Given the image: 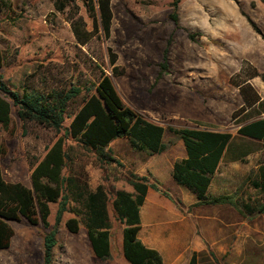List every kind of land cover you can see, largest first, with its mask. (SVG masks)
<instances>
[{
	"label": "rangeland",
	"instance_id": "obj_1",
	"mask_svg": "<svg viewBox=\"0 0 264 264\" xmlns=\"http://www.w3.org/2000/svg\"><path fill=\"white\" fill-rule=\"evenodd\" d=\"M84 1L76 0L87 29L92 30L93 21ZM173 1L111 0L110 37L106 39L99 32L86 45H81L73 33L68 10L56 11L51 0H0L1 5H8L0 13V48L4 56L0 76L10 91L23 93L33 87L68 89L95 84L100 70L113 74L108 55L111 47L117 54L121 71V75L112 79L124 103L166 129L167 149L161 154L134 150L126 138L112 142L108 152L117 156L122 166L117 163L102 166L93 151L71 139L65 141L71 172L92 189L104 183L109 192L111 253L119 260H124L122 232L125 225L112 202L117 190L130 187L128 171L139 175L150 173L153 168L150 160L158 156L163 160V169L160 167L161 174L151 175L149 179L171 191L178 209L183 211V207H188L182 200L186 201L189 190L176 187L168 165L169 158L172 162L181 160L185 152L181 138L169 131L170 127L208 128L237 136L243 123L264 117L261 114L247 119L254 114L249 112L232 119V114L243 105V99L239 89L230 83L244 62L264 74V4L260 0H180L177 27L171 19ZM166 51L167 69L163 70L161 64ZM249 82L264 98L262 78ZM78 105L71 106L65 127H69L71 113ZM12 119L8 129L0 125L3 176L8 182H29V161L43 157L47 148L64 133L56 134L24 123L17 115V108H13ZM234 144L252 152L244 161H231L232 155L238 153L234 150L222 161L218 174L228 172L231 163L240 166L229 171L228 182L237 184V207L243 211L245 196L257 197V191L251 189L250 184L264 159L263 145L260 142L248 144L240 139ZM164 159L167 160L164 162ZM244 169H248L246 173H240ZM68 173L66 169L64 174ZM177 190L185 194L182 196ZM58 208V203L51 206L50 229L55 226ZM74 217L69 211L63 215L53 249V264L99 262L91 250L84 219L79 218L77 234L66 228L67 220ZM171 218L176 219L173 215ZM11 226L14 236L9 248L1 253L0 263L44 264L43 241L48 229L42 224L31 225L24 219L12 222Z\"/></svg>",
	"mask_w": 264,
	"mask_h": 264
},
{
	"label": "trees",
	"instance_id": "obj_2",
	"mask_svg": "<svg viewBox=\"0 0 264 264\" xmlns=\"http://www.w3.org/2000/svg\"><path fill=\"white\" fill-rule=\"evenodd\" d=\"M56 11L68 10L69 21L77 42L86 45L97 33L102 32L106 39L110 37L113 13L111 0H85L84 5L93 21V29L80 15L76 0H51ZM264 4V0H260ZM180 0L172 2L171 19L179 27L178 6ZM10 7V6H9ZM8 5H1L0 13ZM192 39L194 35L190 36ZM108 55L112 75L100 70L95 84L87 83L84 87L49 88L12 92L0 76V125L8 129L12 124L13 108L24 123H32L56 134L64 133L50 147L41 159L29 161L31 169V188L20 182L5 180L0 164V250L9 248L14 236L12 222L22 219L31 225L42 224L46 232L43 241L44 264H53V249L57 245L58 228L66 212L75 215L67 220L66 228L73 234L80 231V219L83 218L87 237L93 255L99 260L111 257V221L109 212L110 196L105 185L92 189L89 184L71 172L70 160L65 146L66 139H71L86 150L93 151L102 166L116 162L109 147L117 139L126 138L130 146L137 151L161 154L167 149L164 143L166 129L147 120L144 116L128 107L119 95L112 76L121 75L117 65V54L109 47ZM167 51L164 54L162 69H167ZM4 63L0 48V69ZM261 77L251 64L244 62L241 70L232 76L230 83L239 89L243 105L232 114V119L244 113L253 112L247 119L264 114V99L260 97L249 82ZM83 93H85L83 95ZM84 96L81 102L79 98ZM79 102V103H78ZM79 104L72 112L69 127H65L66 118L72 105ZM70 114V115H71ZM169 131L178 135L186 149V158L177 160L173 166L174 182L188 189L195 195L197 202L193 206L232 205L233 196H211L208 194L212 177L217 173L220 163L234 150L238 153L231 161H244L252 152L241 145H235L236 139L246 143L260 142L264 148V117L243 123L237 136L228 132L208 128L170 127ZM69 173L66 176L65 170ZM128 182L134 192L118 190L112 202L118 218L125 225L122 232V250L124 258L130 264H164L162 255L155 249L148 248L139 238L141 230L140 211L149 188L155 189L168 197V194L152 183L147 176L128 171ZM252 186L264 199V160L259 165ZM59 204L55 226L50 229L49 218L51 204ZM250 213H264V204L246 208ZM213 257V264L217 258ZM203 254L194 252L190 264H200Z\"/></svg>",
	"mask_w": 264,
	"mask_h": 264
},
{
	"label": "crops",
	"instance_id": "obj_3",
	"mask_svg": "<svg viewBox=\"0 0 264 264\" xmlns=\"http://www.w3.org/2000/svg\"><path fill=\"white\" fill-rule=\"evenodd\" d=\"M262 152L264 155V148ZM186 156L185 149L182 159ZM113 157L118 161L117 156ZM170 159H168V165L170 171H173L176 161L172 162ZM156 160L159 161L157 164L160 166L155 163ZM166 160L164 159V162ZM162 161L158 156H153L150 165L154 169L150 167V173H140V175L150 178L151 175L161 174ZM221 165L222 162L217 173L212 177L208 194L211 196H233L232 205L193 206L197 199L189 191L186 201L182 200L188 207H183L182 211L176 206V200L170 190H165L156 184L160 189L166 191L168 194L166 197L161 192L149 188L145 203L140 211L141 230L139 238L145 246L157 250L162 255L164 264H190L194 252L203 254L202 258L207 259L202 261L201 258L200 264H213L214 260L209 250L217 258V264H264V213H250L246 209L248 206H257V203L264 204V199L251 182V189L257 191L258 198L251 195L245 196V202L242 206L244 210H239L236 202L237 184L229 183L228 176L229 171L238 169L240 166L231 163L228 172L218 174ZM247 170L244 169L240 173H246ZM20 183L31 188V170L29 182ZM98 185H104V183ZM175 185L178 188H184ZM129 186L125 191L134 192L132 186ZM169 188H171L170 184ZM179 192L182 196L185 194L183 190H179ZM172 215L176 219L171 218ZM177 219L178 221L175 222ZM7 249L0 250V257L2 256L1 253ZM122 257L124 260L116 259L111 253V257L107 260H99L95 257L99 262L93 264H130L125 260L124 255Z\"/></svg>",
	"mask_w": 264,
	"mask_h": 264
}]
</instances>
